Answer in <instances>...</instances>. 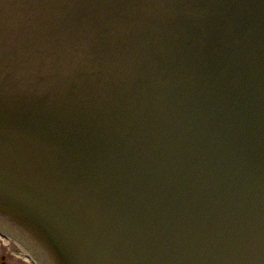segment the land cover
<instances>
[{"label":"water","instance_id":"water-1","mask_svg":"<svg viewBox=\"0 0 264 264\" xmlns=\"http://www.w3.org/2000/svg\"><path fill=\"white\" fill-rule=\"evenodd\" d=\"M0 228L39 264H264V0H0Z\"/></svg>","mask_w":264,"mask_h":264},{"label":"rangeland","instance_id":"rangeland-1","mask_svg":"<svg viewBox=\"0 0 264 264\" xmlns=\"http://www.w3.org/2000/svg\"><path fill=\"white\" fill-rule=\"evenodd\" d=\"M17 252L16 245L0 239V258L4 256L7 264H30L25 258L20 257Z\"/></svg>","mask_w":264,"mask_h":264},{"label":"flooded vegetation","instance_id":"flooded-vegetation-1","mask_svg":"<svg viewBox=\"0 0 264 264\" xmlns=\"http://www.w3.org/2000/svg\"><path fill=\"white\" fill-rule=\"evenodd\" d=\"M0 264H7V263L5 262L4 256H1V258H0Z\"/></svg>","mask_w":264,"mask_h":264}]
</instances>
